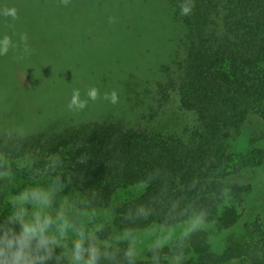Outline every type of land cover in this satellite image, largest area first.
<instances>
[{"label": "trees", "instance_id": "obj_1", "mask_svg": "<svg viewBox=\"0 0 264 264\" xmlns=\"http://www.w3.org/2000/svg\"><path fill=\"white\" fill-rule=\"evenodd\" d=\"M157 1L154 10L165 34L161 50L117 77L125 88L136 71L145 76L160 71L135 124L111 113L48 132L0 133L1 153L47 157L41 173L54 180L63 193L59 199L70 198L63 219L71 225L82 216L90 226L85 237L50 244L47 255L33 239L29 255L44 258L32 264H72L69 252L77 241L84 249L77 261L83 263L95 249V264H264V226L257 216L245 234L230 235L218 251L195 228L136 256L129 241H110L107 221L94 227L92 215L85 214L110 206L111 225L130 233L191 216L226 228L238 220L247 177L262 162L255 134L238 150L233 142L252 118L264 121V0ZM182 7L191 11L182 14ZM0 9V16L7 12L15 21V0H0ZM8 19L7 29L14 26ZM5 81L12 80L0 79ZM5 170L0 165V249L9 259L0 255V264H10L15 251L3 241L19 234L17 217L30 220L7 200L12 186Z\"/></svg>", "mask_w": 264, "mask_h": 264}, {"label": "rangeland", "instance_id": "obj_2", "mask_svg": "<svg viewBox=\"0 0 264 264\" xmlns=\"http://www.w3.org/2000/svg\"><path fill=\"white\" fill-rule=\"evenodd\" d=\"M154 2L158 1L68 0L65 4L62 0H15V21L8 19L7 12L0 16V79L12 80L0 83V133L48 132L111 113L135 124L154 93L155 83L161 79L160 71L152 76L136 71L128 77L125 88L117 77L134 61L148 62L161 50L165 34ZM7 19L10 25L14 23L8 29ZM6 69L9 70L4 73ZM93 89L97 92L95 100L88 95ZM74 90H79V100L85 102V107H69ZM115 92L119 96L113 103ZM176 99L172 95V108ZM85 112L86 116H79ZM252 133L264 150V121L258 118L244 126L238 142H233L236 150L246 144ZM47 162L43 155L14 157L0 152V165L6 169L12 186L7 200L28 212L30 220L37 214L51 217L53 224L46 235L64 245L73 235L85 237L90 226L82 216H75L77 223L71 225L63 219L70 202L65 196L59 199L63 193L55 189L50 176L41 173ZM247 180L249 187L242 195L239 218L226 228L191 216L176 224H152L130 233L111 225L110 206L89 209L85 214L92 215L90 225L94 227L107 221L110 241H129L136 256H142L149 246L162 245L195 228L204 230L211 248L218 251L230 235L245 234L256 216L264 226V154ZM69 255L72 264H84L77 261L74 251Z\"/></svg>", "mask_w": 264, "mask_h": 264}, {"label": "clouds", "instance_id": "obj_3", "mask_svg": "<svg viewBox=\"0 0 264 264\" xmlns=\"http://www.w3.org/2000/svg\"><path fill=\"white\" fill-rule=\"evenodd\" d=\"M63 3L67 4L68 0H62ZM191 11L190 7H182V14H188ZM5 48V52H6ZM89 97L93 100L97 97V92L95 89L88 93ZM112 102H116V94L112 93ZM73 105L79 108L85 107V102L79 100V90L73 91V96L69 107ZM26 198V197H25ZM20 220V232L18 235H14V238H8L3 241L5 247L8 250L15 249L11 251L10 264H32V261L36 259H43V256H30L31 241L36 240V248L39 251L40 248L45 250V255L50 251L49 245L55 241L46 235L47 230L53 224V220L49 216H44L43 218L37 214L32 220H24L21 217H17ZM11 231V230H10ZM84 251L82 246V241H77L74 244V256L77 260L81 259V253ZM0 255H5V259L8 260L9 257L4 253L3 249H0ZM90 259L84 264H95L97 253L95 249H89Z\"/></svg>", "mask_w": 264, "mask_h": 264}]
</instances>
